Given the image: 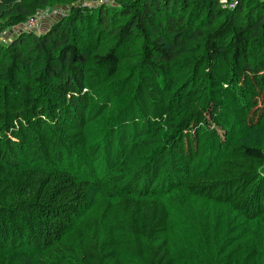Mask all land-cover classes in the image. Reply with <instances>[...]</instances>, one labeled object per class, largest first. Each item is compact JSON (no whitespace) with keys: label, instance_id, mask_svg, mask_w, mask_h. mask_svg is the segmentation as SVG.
Instances as JSON below:
<instances>
[{"label":"trees","instance_id":"16d2710c","mask_svg":"<svg viewBox=\"0 0 264 264\" xmlns=\"http://www.w3.org/2000/svg\"><path fill=\"white\" fill-rule=\"evenodd\" d=\"M85 1L0 0L68 8L0 40V264H264V0Z\"/></svg>","mask_w":264,"mask_h":264},{"label":"rangeland","instance_id":"374dc122","mask_svg":"<svg viewBox=\"0 0 264 264\" xmlns=\"http://www.w3.org/2000/svg\"><path fill=\"white\" fill-rule=\"evenodd\" d=\"M229 0H222L223 3H228ZM97 1L96 0H86L83 2V6L85 7H94L96 5ZM68 13V8L67 7H62L60 8H52V9H47V11L42 12L38 16V24L36 27H34V31L37 33H41L44 31L46 28H48L49 25H51L54 21L57 20L59 16H66ZM16 31L14 29H8L4 33V38L1 40L3 41V44H8L9 37L14 35ZM11 36V37H12ZM111 118V114L107 113L100 121L90 124L87 132L89 135V141L91 143H95L96 141H100V136L101 133H103V126Z\"/></svg>","mask_w":264,"mask_h":264},{"label":"built area","instance_id":"2783aa9c","mask_svg":"<svg viewBox=\"0 0 264 264\" xmlns=\"http://www.w3.org/2000/svg\"><path fill=\"white\" fill-rule=\"evenodd\" d=\"M102 3H106V4H114L115 3V0H98L97 1V5H99V4H102ZM61 9V8H60ZM42 13V12H41ZM41 13H39V14H37L34 18H31L29 21H27L26 23H24V24H22L21 26H19L18 28H13L16 32L17 31H19V30H21V29H23V30H27V31H33L35 28L34 27H36L37 26V24H38V16L41 14ZM59 17H62V15L61 16H59ZM58 17V18H59ZM5 33V32H4ZM4 33L2 34V35H0V40H2L3 38H4ZM12 36V35H11ZM11 36L9 37V39L11 38Z\"/></svg>","mask_w":264,"mask_h":264}]
</instances>
